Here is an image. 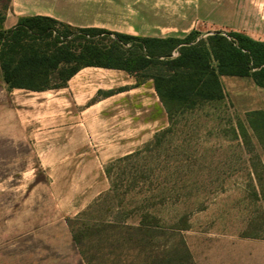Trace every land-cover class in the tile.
Wrapping results in <instances>:
<instances>
[{
	"label": "rangeland",
	"instance_id": "obj_1",
	"mask_svg": "<svg viewBox=\"0 0 264 264\" xmlns=\"http://www.w3.org/2000/svg\"><path fill=\"white\" fill-rule=\"evenodd\" d=\"M220 82L224 100L177 117L171 132L156 106L150 114L160 129L150 141L101 149L44 145L60 124L46 108L50 100L10 90L0 73V264H264V239L241 236L264 211L250 174L253 164L264 166V142L236 134L253 108V86L248 78ZM149 144L155 150L121 165L142 171L139 189L122 208L111 198L96 205L110 186L105 168ZM144 212L152 226L139 229Z\"/></svg>",
	"mask_w": 264,
	"mask_h": 264
},
{
	"label": "trees",
	"instance_id": "obj_2",
	"mask_svg": "<svg viewBox=\"0 0 264 264\" xmlns=\"http://www.w3.org/2000/svg\"><path fill=\"white\" fill-rule=\"evenodd\" d=\"M3 20L4 15L0 14V73L2 82L10 90H59L85 67L122 71L135 79V85L151 81L168 117L169 128L164 133L171 132L177 117L223 101L222 77L248 78L255 87L264 89V42L238 33L215 32L201 36L191 31L179 38H140L95 28L76 29L48 17H22L13 28L4 30ZM56 27L62 30L58 32ZM71 35L73 38L67 39ZM128 43L133 45L126 47ZM236 134L244 140L252 137L263 143L264 110L247 112L244 122L237 125ZM158 138L154 136V144L159 142ZM151 145L105 168L110 186L96 205L111 198L117 208H122L125 195L138 188V182L144 181L145 176L138 168L126 171L121 165L155 150ZM250 174L258 188L253 199L264 206V166L253 164ZM125 178L128 183L124 186ZM85 215L84 212L76 220ZM149 215L148 212L141 215L139 229L152 226L145 223ZM71 234L78 245L73 230ZM241 236L264 239V211L248 219Z\"/></svg>",
	"mask_w": 264,
	"mask_h": 264
},
{
	"label": "crops",
	"instance_id": "obj_3",
	"mask_svg": "<svg viewBox=\"0 0 264 264\" xmlns=\"http://www.w3.org/2000/svg\"><path fill=\"white\" fill-rule=\"evenodd\" d=\"M0 14L4 30L22 17H48L76 29L130 37L233 32L264 42V0H0ZM251 84V111L264 110V89ZM107 92L112 93L97 99ZM35 94L50 100L46 108L60 123L47 133L46 146L138 149L160 129V117L150 114L156 106L159 114L162 109L151 81L135 85V79L122 71L85 67L65 87Z\"/></svg>",
	"mask_w": 264,
	"mask_h": 264
}]
</instances>
